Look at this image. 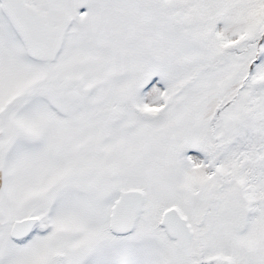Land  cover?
<instances>
[{"label": "snow or ice", "instance_id": "6c2138e0", "mask_svg": "<svg viewBox=\"0 0 264 264\" xmlns=\"http://www.w3.org/2000/svg\"><path fill=\"white\" fill-rule=\"evenodd\" d=\"M0 264H264V0H0Z\"/></svg>", "mask_w": 264, "mask_h": 264}]
</instances>
